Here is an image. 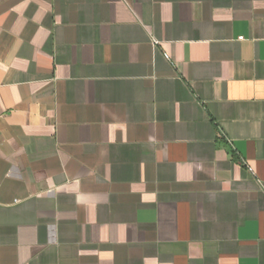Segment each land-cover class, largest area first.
Listing matches in <instances>:
<instances>
[{
    "label": "crops",
    "instance_id": "1",
    "mask_svg": "<svg viewBox=\"0 0 264 264\" xmlns=\"http://www.w3.org/2000/svg\"><path fill=\"white\" fill-rule=\"evenodd\" d=\"M0 264H264V0H0Z\"/></svg>",
    "mask_w": 264,
    "mask_h": 264
},
{
    "label": "trees",
    "instance_id": "2",
    "mask_svg": "<svg viewBox=\"0 0 264 264\" xmlns=\"http://www.w3.org/2000/svg\"><path fill=\"white\" fill-rule=\"evenodd\" d=\"M231 155H232V157H235V154H234V152H232V153H231Z\"/></svg>",
    "mask_w": 264,
    "mask_h": 264
},
{
    "label": "built area",
    "instance_id": "3",
    "mask_svg": "<svg viewBox=\"0 0 264 264\" xmlns=\"http://www.w3.org/2000/svg\"><path fill=\"white\" fill-rule=\"evenodd\" d=\"M238 40H242V38L240 37V38H238ZM166 59H168L167 57H165Z\"/></svg>",
    "mask_w": 264,
    "mask_h": 264
}]
</instances>
